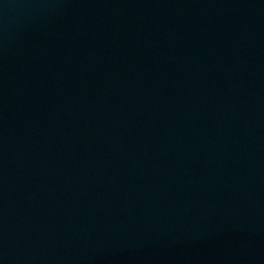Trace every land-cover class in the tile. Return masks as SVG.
<instances>
[{"label":"water","instance_id":"water-1","mask_svg":"<svg viewBox=\"0 0 264 264\" xmlns=\"http://www.w3.org/2000/svg\"><path fill=\"white\" fill-rule=\"evenodd\" d=\"M0 264H264V0H0Z\"/></svg>","mask_w":264,"mask_h":264}]
</instances>
